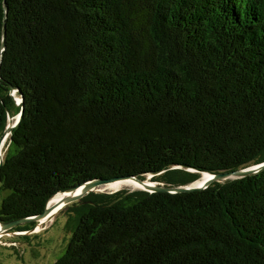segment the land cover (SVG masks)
<instances>
[{
  "label": "trees",
  "instance_id": "16d2710c",
  "mask_svg": "<svg viewBox=\"0 0 264 264\" xmlns=\"http://www.w3.org/2000/svg\"><path fill=\"white\" fill-rule=\"evenodd\" d=\"M16 97L4 223L92 179L180 186L264 162V0H0V137ZM66 212L50 264H264V169L92 191Z\"/></svg>",
  "mask_w": 264,
  "mask_h": 264
},
{
  "label": "water",
  "instance_id": "95a60500",
  "mask_svg": "<svg viewBox=\"0 0 264 264\" xmlns=\"http://www.w3.org/2000/svg\"><path fill=\"white\" fill-rule=\"evenodd\" d=\"M5 39H6V22L4 23V27H3V47L5 46ZM16 91H17V89H14L13 93L15 94ZM16 100H17V103L22 106V110L16 116L15 120H14V118H10L11 120L9 119L10 123L8 124L6 130L4 131L2 136L0 137V168H1V165H2L3 160H4V153H2V149L4 147L5 140L8 136L11 135L13 128L18 125V123L20 122L21 117L23 115V106H24L23 97H20V98L16 97ZM263 169H264V162H261V163H258L256 165H252V166L242 168L239 170H234V171H224V172H219V173L203 172L202 176H204L205 174L208 176H207L206 180H204L203 184H201V185H195L194 183L196 181L191 183V184H188V185H180V186L165 185L164 183H161L158 181L149 182V183H155L152 185L147 183V179L149 177H152L153 175L160 174L163 171L158 172V173H150L147 175L146 179H142L138 176L114 177V178H107V179H102V178L92 179V180L84 182L78 186H74L68 190L58 192L62 195L60 200L58 202H56V204H51L52 198L55 195H57L58 193L55 194L48 201L45 210L36 216H30V217L14 220V221L7 222V223L0 221V223L2 224V227L5 230V232H8L9 230H11L12 228H14L18 225H22V224L32 222V221L38 222L37 225H39V224L42 225V224H44V222H42V221H44L43 219H45L46 217H50V219H52L56 215V213H53L51 216H49L50 213L53 211V209L56 208V207H52V206L67 207V206L73 204L74 202L81 200L84 196H86L88 193H90L92 191L102 192L103 190L97 189L99 186L110 183V182H114L117 180L133 179L137 182L145 183V188H143V189L150 191V192L161 191V192H169V193H178V192H185V191H190V190H194V189H204V188H207L208 186H210L214 182L223 181V180L228 179V178H241V177L253 175V174H256V173L262 171ZM117 190H119V189H116V190H113L110 192H115Z\"/></svg>",
  "mask_w": 264,
  "mask_h": 264
},
{
  "label": "rangeland",
  "instance_id": "374dc122",
  "mask_svg": "<svg viewBox=\"0 0 264 264\" xmlns=\"http://www.w3.org/2000/svg\"><path fill=\"white\" fill-rule=\"evenodd\" d=\"M106 191L113 190L102 192ZM1 198L0 194V204ZM66 209L59 210L52 219L32 230L2 232L0 264H50L56 261L65 252L71 237V232L66 228L69 217Z\"/></svg>",
  "mask_w": 264,
  "mask_h": 264
},
{
  "label": "bare ground",
  "instance_id": "6f19581e",
  "mask_svg": "<svg viewBox=\"0 0 264 264\" xmlns=\"http://www.w3.org/2000/svg\"><path fill=\"white\" fill-rule=\"evenodd\" d=\"M8 138H9V136L6 138L4 145L6 144ZM3 150L4 149H2V153H3ZM207 176L208 175L205 174L200 179H198L194 184L195 185L203 184V182H204V180H206ZM151 181H152V179H151V177H149L147 179V183H149ZM149 184L152 185V184H155V183H149ZM121 188L143 189V188H145V183H140V182H137V181H135L133 179H123V180H117V181H114V182H110V183H107L105 185H101L97 189H99V190H116V189H121ZM61 196L62 195L60 193L55 195L52 198L51 204H56V202H58L60 200ZM52 207H56V208L53 209V211L50 213L49 216H51L53 213H58V211L63 208L62 206H52ZM43 220L44 221H42V222H47L48 220H50V217H46ZM2 232L5 233V230L3 229L2 224L0 223V236H1Z\"/></svg>",
  "mask_w": 264,
  "mask_h": 264
}]
</instances>
